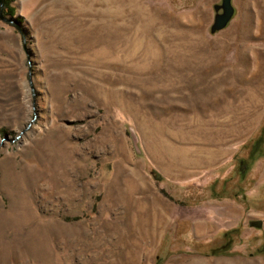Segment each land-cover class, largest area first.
<instances>
[{
    "label": "rangeland",
    "instance_id": "374dc122",
    "mask_svg": "<svg viewBox=\"0 0 264 264\" xmlns=\"http://www.w3.org/2000/svg\"><path fill=\"white\" fill-rule=\"evenodd\" d=\"M215 2L3 0L0 264H264V0Z\"/></svg>",
    "mask_w": 264,
    "mask_h": 264
},
{
    "label": "water",
    "instance_id": "95a60500",
    "mask_svg": "<svg viewBox=\"0 0 264 264\" xmlns=\"http://www.w3.org/2000/svg\"><path fill=\"white\" fill-rule=\"evenodd\" d=\"M3 0H0V18L9 22H13V19L4 16L1 12V6H2ZM213 8V16L212 20L209 24V31L214 32L226 25V23L229 21V19L232 16L233 13V5L231 3V0H219V2H215L212 4ZM32 121V120H31ZM30 124V122L25 126V128ZM23 132V129L19 131L18 134L15 135L14 138H17L20 136V134ZM14 138L10 140H14ZM133 143L135 144V139L133 140ZM135 148L136 144H135ZM249 224L259 226L261 224L259 219H251L248 221ZM262 250L264 251V246H262Z\"/></svg>",
    "mask_w": 264,
    "mask_h": 264
},
{
    "label": "trees",
    "instance_id": "16d2710c",
    "mask_svg": "<svg viewBox=\"0 0 264 264\" xmlns=\"http://www.w3.org/2000/svg\"><path fill=\"white\" fill-rule=\"evenodd\" d=\"M153 264H159V258H156Z\"/></svg>",
    "mask_w": 264,
    "mask_h": 264
}]
</instances>
